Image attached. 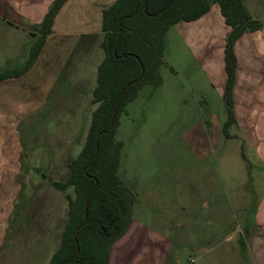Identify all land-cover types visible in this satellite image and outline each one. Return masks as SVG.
Returning a JSON list of instances; mask_svg holds the SVG:
<instances>
[{"label": "rangeland", "instance_id": "obj_1", "mask_svg": "<svg viewBox=\"0 0 264 264\" xmlns=\"http://www.w3.org/2000/svg\"><path fill=\"white\" fill-rule=\"evenodd\" d=\"M6 20L11 21L0 16V70L28 59V33L14 31ZM185 27L178 23L164 35L161 84H145L119 117L118 173L136 203L129 227L112 248L111 264H251L234 254L233 246L241 248L234 236L249 227L264 241L253 218L264 199V160L255 145L264 142L256 139L264 129L240 127L248 121L263 125L264 107L237 114L238 123L229 128L231 137L225 136L222 89L196 58ZM39 102V96H28V71L0 82V148L5 160L11 156L9 164L0 165V246L11 243L1 262L7 249L27 241L29 245L40 235L46 206L60 199L52 180L67 178L66 162L84 142L89 123L90 112H85L76 140L77 129L68 128L69 106L29 112ZM30 141L36 150H29ZM27 227L28 237L18 241ZM4 234H12L10 241H4ZM256 252L264 264V247Z\"/></svg>", "mask_w": 264, "mask_h": 264}, {"label": "trees", "instance_id": "obj_2", "mask_svg": "<svg viewBox=\"0 0 264 264\" xmlns=\"http://www.w3.org/2000/svg\"><path fill=\"white\" fill-rule=\"evenodd\" d=\"M65 1L52 2L39 25V36L29 50L27 61L21 66L0 70V82L27 73ZM214 3L230 27L224 47L228 79L226 119L222 128L230 138L229 128L236 122L231 97L236 69L234 43L244 32L257 30L262 25L250 15L243 0H113L104 9L105 56L98 66L93 91L97 106L91 114L79 156L68 164V178L52 182L61 190L71 187L72 193L67 195L68 215L59 247L48 264H107L111 245L129 227L136 203L135 194L118 173L122 142L115 138V133L119 117L145 84H161L166 31L180 22L199 19ZM241 155L248 163L245 154L241 152Z\"/></svg>", "mask_w": 264, "mask_h": 264}, {"label": "crops", "instance_id": "obj_3", "mask_svg": "<svg viewBox=\"0 0 264 264\" xmlns=\"http://www.w3.org/2000/svg\"><path fill=\"white\" fill-rule=\"evenodd\" d=\"M53 1L0 0V16L3 15L5 18L11 19V21H6L13 27L14 31L28 33V55L32 44L35 42L34 40L38 38L39 25ZM112 1L66 0L57 11L50 33L45 37L36 60L28 70V96L40 97V102L29 112H43L42 108L45 109L46 107H48L46 112H49L50 108L68 105L67 112L72 113L70 115L72 121L68 128L77 129L76 140H79L81 135L82 126L80 122L82 114L90 112L86 138L91 114L97 106L93 102V91L97 84L98 66L105 56L102 47L104 40V32L102 31L103 11ZM243 4L250 15L259 20L262 25L257 30L244 32L234 43L236 69L231 97L236 123H238L237 114H252L264 107V0H243ZM180 23H183L184 27L187 26L184 34L185 36L190 34V46L194 48L196 58L202 65L208 67L210 76L222 89L225 100L228 75L225 68L224 47L225 38L230 31V27L225 23L218 4H212L208 12L199 19ZM193 23H196V25H192ZM26 74L17 77V79ZM37 75H39L38 78H36ZM45 81L46 83H44ZM259 124V122L248 121L245 122V125L242 123L240 127L245 126L261 131L264 129V124ZM256 139L264 141V135L257 133ZM84 142L81 145L78 144V151L75 155L68 157L66 162L68 176V164L78 158ZM28 143L30 144L29 150H36L33 148V141ZM255 143L258 146L257 151L263 154L261 159L264 160V142ZM32 157H29L32 161L29 165H33L35 162ZM10 159L11 156L8 155L7 160H5L0 148V165L5 161L9 164ZM120 167L121 162L119 169ZM34 174L36 175V172ZM43 177L44 174L40 178ZM66 179L52 180V182L65 181ZM52 187H54L53 189L60 199L54 205L51 203L52 205L46 206L48 210H46V215L43 216V230H41L40 235L34 238L29 245L27 241L24 245L16 246L13 251L11 248H9V251L7 249L8 256L4 257V261H0V264L49 263L61 241L68 215L67 195L72 193L71 187L65 190L58 189L53 185ZM62 192L66 204L62 200ZM63 210L65 211V217ZM57 214H59L60 219ZM56 216L57 224L55 225ZM253 218L257 229L264 233V199L258 203V209L254 212ZM259 233H254L252 228L248 227L240 231L237 236H234V239L239 238L238 240L241 243V248L233 246L236 252L234 254H239L243 260L247 258L251 264H259L258 259L260 261L263 259L258 258L256 250L264 247V241L258 238ZM11 235L8 238V234L5 235L4 241H10ZM231 235L226 238L232 241L233 236L231 237ZM25 237H28V227L27 232L20 233L17 240H25ZM115 242L111 245L107 264H111L112 248ZM10 244V242H7L0 246V256L5 253V249Z\"/></svg>", "mask_w": 264, "mask_h": 264}, {"label": "water", "instance_id": "obj_4", "mask_svg": "<svg viewBox=\"0 0 264 264\" xmlns=\"http://www.w3.org/2000/svg\"><path fill=\"white\" fill-rule=\"evenodd\" d=\"M115 111H116V109L114 110V114H115ZM96 186H97V184H95V188H96ZM87 203H88V199L86 200L85 208H86ZM85 220H86V214L84 215V221H85Z\"/></svg>", "mask_w": 264, "mask_h": 264}]
</instances>
